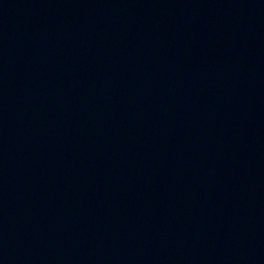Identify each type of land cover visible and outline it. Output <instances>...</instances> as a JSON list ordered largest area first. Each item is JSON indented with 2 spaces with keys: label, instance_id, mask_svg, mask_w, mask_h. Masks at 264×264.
Returning a JSON list of instances; mask_svg holds the SVG:
<instances>
[{
  "label": "water",
  "instance_id": "95a60500",
  "mask_svg": "<svg viewBox=\"0 0 264 264\" xmlns=\"http://www.w3.org/2000/svg\"><path fill=\"white\" fill-rule=\"evenodd\" d=\"M0 264H264V0H0Z\"/></svg>",
  "mask_w": 264,
  "mask_h": 264
}]
</instances>
